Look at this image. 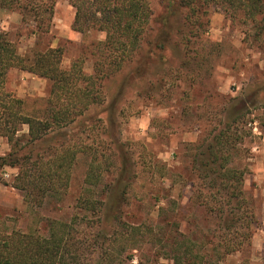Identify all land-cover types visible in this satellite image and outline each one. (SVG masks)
Segmentation results:
<instances>
[{"label":"rangeland","instance_id":"1","mask_svg":"<svg viewBox=\"0 0 264 264\" xmlns=\"http://www.w3.org/2000/svg\"><path fill=\"white\" fill-rule=\"evenodd\" d=\"M148 2L152 16L142 36L147 44L135 58L141 65L146 63L144 69L142 65L134 78L132 73L125 75L129 71L125 68V72L103 83L106 106L118 101L116 126L111 129L106 124L107 113L98 105L91 108L81 126L72 127L70 134L84 147L94 144V153L99 150L100 167L112 174L105 177L109 182L117 176L113 170L118 166V156L125 159L130 188L123 210L128 221H144L165 232L178 231L193 237L212 234L216 222L194 200L197 181L190 164V143L198 139L199 131L209 130L208 124L204 125L205 117L217 125L220 114L216 111L226 102L245 95L250 88L264 86V10L253 17L251 12L235 9L223 0H192L191 8L183 6L167 20L169 35L162 37L160 29L167 7L162 0ZM84 14L76 22L77 9L72 0H0V30L8 34L22 55L32 49L61 46L63 67L80 62L85 73L92 75L98 55L104 54L96 45L105 42L107 34L90 28V17ZM97 20L98 29L105 20L100 22L101 16ZM38 27L48 32L39 35ZM156 42L166 43L163 58L156 52L150 55ZM180 42L183 51L190 49L191 53L184 60L187 65L176 70L179 57L173 48ZM181 74L183 78L179 79ZM124 80L129 86L122 93ZM50 89L49 80L12 69L0 99L2 94L14 96L23 100L25 113L41 116ZM247 118L251 135L238 148L248 153L245 157L238 151L235 160L237 166L247 168L245 191L261 225L253 239L254 263L263 264L264 234L260 229L264 216L260 208L264 196L260 186H264V166H258L257 159L264 150V94ZM27 132L28 128L23 127V133ZM9 152L8 140L0 137V156ZM91 156L88 152L78 155L68 194L49 198L40 209L26 206L23 193L12 187L16 168L0 171V233L32 229L45 233L47 220L69 221L85 186ZM257 173L260 181H255Z\"/></svg>","mask_w":264,"mask_h":264},{"label":"trees","instance_id":"2","mask_svg":"<svg viewBox=\"0 0 264 264\" xmlns=\"http://www.w3.org/2000/svg\"><path fill=\"white\" fill-rule=\"evenodd\" d=\"M162 1L167 7L160 29L163 37L169 35L167 20L183 6L191 8L192 0ZM223 1L235 9L251 12L253 17L264 10V0ZM72 2L77 9L76 22L84 12L90 17V28L107 34L106 41L96 45L101 46L104 54L98 55L92 75L85 73L80 62L63 67L61 46L32 49L22 55L8 34L0 30V92L12 69L51 82L41 116L25 113L23 100L14 96L2 94L0 99V137L10 145V152L0 156V171L6 167L18 170L12 187L23 193L26 206L40 209L49 198L66 196L78 155L92 154L72 218L47 220L45 233L39 229L0 233V264H255L253 239L261 226L260 219L245 191L247 168L237 166L235 156L238 151L247 156V150L238 146L251 135L247 116L261 101L264 86L250 88L245 95L226 102L216 111L220 114L217 125L205 117L204 125L208 124L209 130L199 131L198 139L190 143V164L197 181L194 200L216 222L213 233L193 237L178 231L165 232L144 221L130 222L123 210L130 188L125 159L118 156V166L113 170L117 176L107 181L105 177L112 174L100 167L99 150L93 152L94 144L82 146L70 131L73 126H81L91 108L98 105L107 113L106 124L111 129L116 126L118 101L106 106L103 83L125 72V68L129 69L126 76L139 75L143 64L135 58L147 44L142 36L152 12L148 0ZM98 16L105 23L97 29ZM36 32L40 35L48 31L38 27ZM182 45L180 42L173 48L179 57L176 70L187 65L184 60L191 53L190 49L183 51ZM151 48L150 55L156 52L163 58L166 43L156 42ZM190 71L197 74L194 68ZM182 78L181 74L179 79ZM128 86L124 80L122 93ZM23 127L28 128L27 133H23Z\"/></svg>","mask_w":264,"mask_h":264},{"label":"crops","instance_id":"3","mask_svg":"<svg viewBox=\"0 0 264 264\" xmlns=\"http://www.w3.org/2000/svg\"><path fill=\"white\" fill-rule=\"evenodd\" d=\"M260 153H261V157L257 159L258 160L257 163H258V166L261 167V166H264V150H261ZM255 179H256L255 181L261 180L259 173H257ZM261 182L263 183L264 181L261 180ZM260 187L263 188L262 195L264 196V186H260ZM260 213L262 216H264V201H263L262 206L260 208ZM263 225H264V220H263ZM260 232H261V234H264V226L262 227V229H260Z\"/></svg>","mask_w":264,"mask_h":264}]
</instances>
